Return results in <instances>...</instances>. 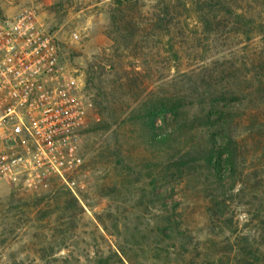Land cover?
Masks as SVG:
<instances>
[{
	"label": "rangeland",
	"instance_id": "rangeland-1",
	"mask_svg": "<svg viewBox=\"0 0 264 264\" xmlns=\"http://www.w3.org/2000/svg\"><path fill=\"white\" fill-rule=\"evenodd\" d=\"M121 1L0 0V18L37 10L87 101L80 205L59 179L1 183L0 264H264V0Z\"/></svg>",
	"mask_w": 264,
	"mask_h": 264
},
{
	"label": "built area",
	"instance_id": "built-area-1",
	"mask_svg": "<svg viewBox=\"0 0 264 264\" xmlns=\"http://www.w3.org/2000/svg\"><path fill=\"white\" fill-rule=\"evenodd\" d=\"M84 89L33 6L0 18V184L36 191L59 179L77 196L68 177L87 124Z\"/></svg>",
	"mask_w": 264,
	"mask_h": 264
},
{
	"label": "trees",
	"instance_id": "trees-1",
	"mask_svg": "<svg viewBox=\"0 0 264 264\" xmlns=\"http://www.w3.org/2000/svg\"><path fill=\"white\" fill-rule=\"evenodd\" d=\"M120 5L123 6V1L120 0L119 2ZM155 112V110H152L150 111L149 115H153ZM230 121V118H223V116H217V119L215 120H211V119H208V122L210 123H207L206 125L207 126H217V125H220V123H224L225 125H229L231 123H229ZM231 127V125H230ZM251 127H256L257 130L259 131L258 133L260 134V137L264 138V123L263 124H259L257 122V120H253L252 119V124H251ZM151 128L152 130H156V127H155V124H154V120L152 119L151 120ZM228 140H229V146H230V151L228 152V155H227V158L225 159L226 162H227V165L228 167L230 168V176L232 177V185L235 184V173H236V169L238 167V162H237V149H238V142L235 140L234 137L232 136H228L227 137ZM213 140H214V137H213ZM215 150H213V148L211 149V160L215 157ZM214 152V153H213ZM222 156V155H221ZM223 157V156H222ZM67 194H68V203L71 201V205L67 203L66 205V210H68V208L70 207H75V208H78V206L80 205V202L79 200L73 195V193L67 188ZM123 256V255H122ZM114 257L117 258L119 264H125L123 258H121V254L116 252V251H113V253H111L110 255H99L98 257L95 258L94 262L92 264H115L114 263ZM195 258V257H194ZM193 258V255L191 254L189 258H185L184 259V263L183 264H199L195 261V259ZM222 260V259H220ZM130 261V260H129ZM219 260H212L210 261V259H208L207 261H205L203 264H218ZM130 264H133L131 263L130 261ZM202 264V263H201Z\"/></svg>",
	"mask_w": 264,
	"mask_h": 264
}]
</instances>
